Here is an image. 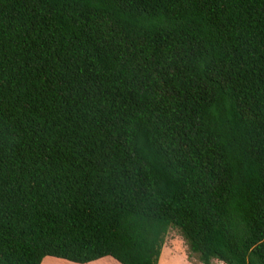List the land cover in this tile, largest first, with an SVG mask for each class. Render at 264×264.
Wrapping results in <instances>:
<instances>
[{"label":"trees","instance_id":"trees-1","mask_svg":"<svg viewBox=\"0 0 264 264\" xmlns=\"http://www.w3.org/2000/svg\"><path fill=\"white\" fill-rule=\"evenodd\" d=\"M264 264V0H0V264Z\"/></svg>","mask_w":264,"mask_h":264},{"label":"rangeland","instance_id":"rangeland-1","mask_svg":"<svg viewBox=\"0 0 264 264\" xmlns=\"http://www.w3.org/2000/svg\"><path fill=\"white\" fill-rule=\"evenodd\" d=\"M187 254V245L182 236L176 229H170L165 237L159 264H185L186 261L198 264L195 256L188 260Z\"/></svg>","mask_w":264,"mask_h":264},{"label":"clouds","instance_id":"clouds-1","mask_svg":"<svg viewBox=\"0 0 264 264\" xmlns=\"http://www.w3.org/2000/svg\"><path fill=\"white\" fill-rule=\"evenodd\" d=\"M46 261H49V258L43 257L41 260V264H45ZM50 264H68V262L63 259H55L51 260ZM96 264H98V262H96ZM185 264H190V262L186 261ZM198 264H204V262L199 261ZM208 264H223V262L218 260L216 257H209Z\"/></svg>","mask_w":264,"mask_h":264},{"label":"crops","instance_id":"crops-1","mask_svg":"<svg viewBox=\"0 0 264 264\" xmlns=\"http://www.w3.org/2000/svg\"><path fill=\"white\" fill-rule=\"evenodd\" d=\"M48 258H49V261H46L45 264H50L51 260L60 259V258H54V257H48ZM107 259H108V261H106ZM65 261H67L68 264H78V263H74V262H71V261H68V260H65ZM96 262H98V264H121V263H119L118 261H116L115 259H113L110 256L102 257V258H99V259H97L95 261H92V262H89V263H86V264H96Z\"/></svg>","mask_w":264,"mask_h":264}]
</instances>
